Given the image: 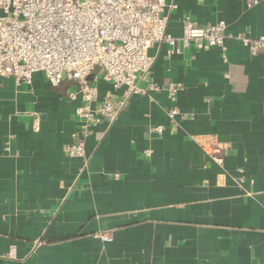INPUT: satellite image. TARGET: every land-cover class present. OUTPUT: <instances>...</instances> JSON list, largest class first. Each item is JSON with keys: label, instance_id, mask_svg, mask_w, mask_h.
<instances>
[{"label": "crops", "instance_id": "crops-1", "mask_svg": "<svg viewBox=\"0 0 264 264\" xmlns=\"http://www.w3.org/2000/svg\"><path fill=\"white\" fill-rule=\"evenodd\" d=\"M174 1L175 37L186 14L264 37V0ZM227 46V61L217 47L151 48L149 81L161 88L132 95L104 132L97 125L85 158L67 151L72 83L0 76V264H264V49L252 55L231 37Z\"/></svg>", "mask_w": 264, "mask_h": 264}, {"label": "built area", "instance_id": "built-area-1", "mask_svg": "<svg viewBox=\"0 0 264 264\" xmlns=\"http://www.w3.org/2000/svg\"><path fill=\"white\" fill-rule=\"evenodd\" d=\"M258 3L248 1V6ZM174 0H0V76H12L21 85H31L33 75L43 72L50 85L72 83L68 95L78 101L76 129L67 151L72 157H86V141L97 125L103 132L116 120L134 94H146L161 87L149 81L155 57L149 50L168 44L169 54L182 53L194 46L199 50L217 47L228 60L227 39H236L252 55L264 49V37L227 34L221 20L202 26L190 14L182 18L183 32H168V8L177 9ZM140 80L147 86H140ZM115 90L125 87L120 98L102 94L100 83ZM179 88L172 86L171 95ZM181 115L177 107L169 117ZM162 134L164 128H155ZM222 147L213 149L214 160L222 163ZM150 154V151L147 152ZM96 238L112 241L109 233Z\"/></svg>", "mask_w": 264, "mask_h": 264}]
</instances>
